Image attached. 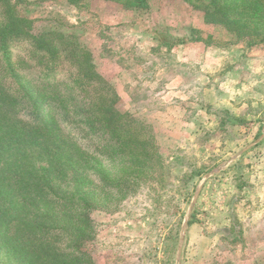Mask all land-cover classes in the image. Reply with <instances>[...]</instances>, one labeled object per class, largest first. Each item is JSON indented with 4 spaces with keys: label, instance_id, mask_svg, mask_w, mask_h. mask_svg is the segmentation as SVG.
<instances>
[{
    "label": "rangeland",
    "instance_id": "rangeland-1",
    "mask_svg": "<svg viewBox=\"0 0 264 264\" xmlns=\"http://www.w3.org/2000/svg\"><path fill=\"white\" fill-rule=\"evenodd\" d=\"M221 1L213 24L208 0H13L34 32L90 55L135 134L117 136L139 149L137 181L122 197L106 190L92 213L95 264H264V0ZM254 2L259 12L241 11ZM10 53L38 60L27 42ZM149 134L154 147L142 148ZM131 157L107 159L109 175L131 171Z\"/></svg>",
    "mask_w": 264,
    "mask_h": 264
},
{
    "label": "trees",
    "instance_id": "trees-1",
    "mask_svg": "<svg viewBox=\"0 0 264 264\" xmlns=\"http://www.w3.org/2000/svg\"><path fill=\"white\" fill-rule=\"evenodd\" d=\"M208 2L206 21L222 23V1ZM255 3L251 10L239 6L250 15L260 11ZM132 4L148 7L147 0ZM220 9L230 12L228 5ZM59 38L56 30L34 32V22L20 15L13 0H0V264H95L87 245L95 236L92 213L99 198L109 189L122 197L139 174L132 163L138 147L130 150L117 136L119 130L135 134L116 107V90L94 71L86 51ZM23 42L36 63L13 62L10 47ZM62 66L74 83L66 100L57 77ZM29 73L36 76L31 82ZM108 90L113 98L96 95ZM109 134L113 145L104 144ZM137 142L154 147L152 134ZM128 153L131 171L111 177L106 160L116 156L121 162Z\"/></svg>",
    "mask_w": 264,
    "mask_h": 264
}]
</instances>
